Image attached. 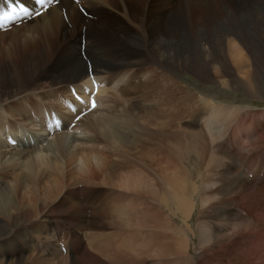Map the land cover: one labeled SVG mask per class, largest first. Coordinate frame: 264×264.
Returning a JSON list of instances; mask_svg holds the SVG:
<instances>
[{
	"label": "bare ground",
	"instance_id": "obj_1",
	"mask_svg": "<svg viewBox=\"0 0 264 264\" xmlns=\"http://www.w3.org/2000/svg\"><path fill=\"white\" fill-rule=\"evenodd\" d=\"M78 2L0 33V264H264V107L179 80L264 103V0Z\"/></svg>",
	"mask_w": 264,
	"mask_h": 264
},
{
	"label": "rangeland",
	"instance_id": "obj_2",
	"mask_svg": "<svg viewBox=\"0 0 264 264\" xmlns=\"http://www.w3.org/2000/svg\"><path fill=\"white\" fill-rule=\"evenodd\" d=\"M79 3V2H78ZM77 3V4H78ZM76 4V3H75ZM82 7H84L86 10V6L85 5H81ZM86 12V11H85ZM62 14H65V13H62ZM81 36H84L85 37V41H86V35L84 33V31L80 34V37ZM74 40H72L70 42V45H66L65 47H63V52L61 54L62 57H69L70 56V53L73 49V46L75 45L74 43ZM7 44H9V41L5 43V46H7ZM84 46H85V43H84ZM234 52H229L227 50L226 52V59L227 61L229 62V65L230 67L235 70V66L233 65L232 63V59H231V56L233 55ZM82 55V54H81ZM84 55V54H83ZM82 55V56H83ZM247 68H244L243 70L245 71ZM95 72V70H93ZM89 72V71H88ZM96 73V72H95ZM86 76H87V73H86ZM179 80L186 84L189 88L195 90V91H199L201 92L202 94L204 95H208L222 103H227V104H237V105H251V106H254V107H258V108H261V107H264V103L263 101L259 100L258 98L257 99H252L250 98L249 96L243 94L242 91H239V90H236V89H233L231 87H224L222 86L219 82H216V81H213V80H210V81H200L196 76L194 75H191V74H181L179 76ZM219 84V85H218ZM70 87V86H68ZM69 89V88H68ZM60 95H61V92H60ZM63 99V98H62ZM104 102V106H103V114H105V111H106V108L107 106L106 105H109L110 104V101H109V98H105L103 100ZM83 110V109H82ZM81 110V111H82ZM85 111V110H83ZM77 113V112H76ZM75 113V114H76ZM73 114V116L75 115ZM52 119V118H51ZM71 122V121H70ZM69 122V123H70ZM68 123V122H67ZM77 124V123H76ZM69 125V124H68ZM67 125V127H68ZM67 127H64L67 128ZM61 127H57V131L60 132L59 135H61V133L63 132L64 129L62 130H59ZM74 129V128H73ZM71 129V130H73ZM69 131V130H68ZM70 133L72 131H69ZM57 134V133H56ZM6 139V138H5ZM8 145V144H7ZM46 144L43 145V147H45ZM9 146V145H8ZM17 146V145H16ZM15 146V147H16ZM10 147V146H9ZM10 148H14V147H10ZM257 168H259L258 165H256V167L254 168V171L257 170ZM243 173V171L241 172ZM252 178V174H249L248 176V179H251ZM178 224V223H177ZM193 254V252H192ZM224 259V258H223ZM223 263L224 264H227L229 262L228 258H226L225 260H223ZM226 261V262H225Z\"/></svg>",
	"mask_w": 264,
	"mask_h": 264
},
{
	"label": "snow or ice",
	"instance_id": "obj_3",
	"mask_svg": "<svg viewBox=\"0 0 264 264\" xmlns=\"http://www.w3.org/2000/svg\"><path fill=\"white\" fill-rule=\"evenodd\" d=\"M53 0H36V3L38 5H40L41 7H45L52 3ZM10 13H14L16 17H19V16H29V15H40L41 13L37 10L35 12H30L27 8L23 7V6H20L19 8L17 7H12L10 9ZM10 18H13L10 16L9 13H4L2 16H0V27H3L6 22L10 19ZM96 104H95V101L92 102L91 104V107L92 108H95ZM79 119V117H77Z\"/></svg>",
	"mask_w": 264,
	"mask_h": 264
}]
</instances>
